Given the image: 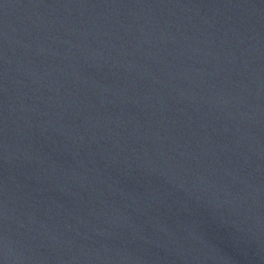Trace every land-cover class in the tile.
I'll return each mask as SVG.
<instances>
[{
	"label": "water",
	"instance_id": "water-1",
	"mask_svg": "<svg viewBox=\"0 0 264 264\" xmlns=\"http://www.w3.org/2000/svg\"><path fill=\"white\" fill-rule=\"evenodd\" d=\"M0 264H264V0H0Z\"/></svg>",
	"mask_w": 264,
	"mask_h": 264
}]
</instances>
